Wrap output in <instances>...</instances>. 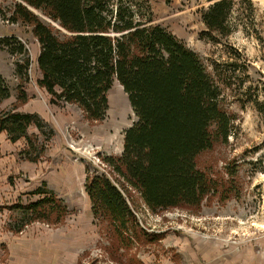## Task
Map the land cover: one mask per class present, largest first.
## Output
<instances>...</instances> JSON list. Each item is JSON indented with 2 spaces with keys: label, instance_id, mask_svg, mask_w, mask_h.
Segmentation results:
<instances>
[{
  "label": "rangeland",
  "instance_id": "1",
  "mask_svg": "<svg viewBox=\"0 0 264 264\" xmlns=\"http://www.w3.org/2000/svg\"><path fill=\"white\" fill-rule=\"evenodd\" d=\"M131 1L145 13L150 8L154 23L198 53L222 89L224 109L235 117L228 142L218 141L197 158V168L218 184V191L198 207L154 212L137 191L124 188L103 162L105 156L122 154L125 133L137 121L123 86L113 82L108 114L98 122L89 120L77 105L51 104L37 84L40 44L32 27L8 20L16 3L24 1L0 0V39L16 36L31 60L28 72L19 73L17 66L24 65L26 56L0 47V74L11 90L0 108L12 109L24 91L28 98L17 104L18 111L37 113L47 122L41 129H28L30 136L38 135V149L29 157L23 154L25 140L13 143L7 133H0V264H234L228 262L232 257L239 258L241 263L236 264L252 259L248 264H264V237H258L259 243L254 238L255 227H264V0H235L229 36L214 33V39L205 34L202 20L212 2ZM31 10L48 26L67 32L42 12ZM35 157L39 162L30 161ZM87 167L109 173L123 188L140 221L138 228L152 235L126 238L122 245L105 218L97 223L85 189ZM44 184L64 199L71 214L56 227L37 222L21 233L11 232L28 216L10 206L36 200L33 192ZM155 237L161 239H149ZM242 242L250 244L240 247Z\"/></svg>",
  "mask_w": 264,
  "mask_h": 264
},
{
  "label": "trees",
  "instance_id": "2",
  "mask_svg": "<svg viewBox=\"0 0 264 264\" xmlns=\"http://www.w3.org/2000/svg\"><path fill=\"white\" fill-rule=\"evenodd\" d=\"M23 1L16 3L8 20L32 27L40 44L37 84L50 96L51 104L77 105L89 120L98 122L108 114L107 95L115 80L128 95L137 121L125 133L122 154L103 159L124 188L137 191L154 212L198 207L218 191V184L197 168V158L218 141L228 142L235 117L224 109L222 89L198 53L154 23L150 8L145 13L131 0ZM207 1L213 4L202 13L205 34L213 39L214 33L229 36L235 0ZM31 8L67 32L48 26ZM0 47L8 48L11 55H25L17 71L28 72L31 60L22 41L6 37L0 39ZM10 96V87L0 74V104ZM27 98L22 91L12 109L0 108V133H7L13 143L25 140L23 154L29 157L38 149V135L30 136L28 129H41L47 122L37 113L18 111L17 104ZM39 158L30 161L39 162ZM93 171L86 168L85 189L97 223L105 218L122 245L126 238L152 235L138 228L140 221L123 188L106 170ZM33 195L38 198L10 206L9 210L28 216L11 232L21 233L37 222L56 227L72 212L45 184Z\"/></svg>",
  "mask_w": 264,
  "mask_h": 264
},
{
  "label": "crops",
  "instance_id": "3",
  "mask_svg": "<svg viewBox=\"0 0 264 264\" xmlns=\"http://www.w3.org/2000/svg\"><path fill=\"white\" fill-rule=\"evenodd\" d=\"M123 150H124V149H123ZM63 200H64V199H63ZM260 238H263V237H260ZM256 240L258 241V237H257ZM260 242H261V241H260ZM258 243H259V241H258ZM231 244H232V245H235L236 243H233V242H232ZM245 244H246V245H249L250 243H248V242L243 243V242H242V244H240L239 246L242 247V246L245 245ZM235 247H236V246H235ZM235 247L233 246V248H235ZM240 247H239V248H240ZM201 257H202L203 260H205V258H207V257H205L204 255H202ZM246 260H248V259H244V260H242V261H246ZM252 260H254V259H252ZM252 260H249L246 264H248V263H252ZM255 260H256V259H255ZM239 261H240L239 258H235V257H232V258L228 259V262H234V264H236V263H241V262H239ZM243 263H245V262H242V264H243ZM219 264H220V263H219Z\"/></svg>",
  "mask_w": 264,
  "mask_h": 264
},
{
  "label": "built area",
  "instance_id": "4",
  "mask_svg": "<svg viewBox=\"0 0 264 264\" xmlns=\"http://www.w3.org/2000/svg\"><path fill=\"white\" fill-rule=\"evenodd\" d=\"M263 183H264V180H263ZM261 197L263 198L264 200V186H263V191H262V195ZM264 227H255L254 229V238H257V237H264Z\"/></svg>",
  "mask_w": 264,
  "mask_h": 264
},
{
  "label": "water",
  "instance_id": "5",
  "mask_svg": "<svg viewBox=\"0 0 264 264\" xmlns=\"http://www.w3.org/2000/svg\"><path fill=\"white\" fill-rule=\"evenodd\" d=\"M211 4H213V2H212V3H210V5H211Z\"/></svg>",
  "mask_w": 264,
  "mask_h": 264
}]
</instances>
